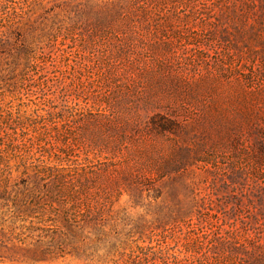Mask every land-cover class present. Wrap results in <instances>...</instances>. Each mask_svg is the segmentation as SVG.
Returning a JSON list of instances; mask_svg holds the SVG:
<instances>
[{
    "label": "rangeland",
    "instance_id": "rangeland-1",
    "mask_svg": "<svg viewBox=\"0 0 264 264\" xmlns=\"http://www.w3.org/2000/svg\"><path fill=\"white\" fill-rule=\"evenodd\" d=\"M262 127L264 0H0V264H197L264 222L232 161ZM60 176L107 202L66 222Z\"/></svg>",
    "mask_w": 264,
    "mask_h": 264
},
{
    "label": "trees",
    "instance_id": "trees-1",
    "mask_svg": "<svg viewBox=\"0 0 264 264\" xmlns=\"http://www.w3.org/2000/svg\"><path fill=\"white\" fill-rule=\"evenodd\" d=\"M48 114V118H49ZM46 118V119H48ZM50 122V118H49ZM64 123V121H61ZM152 126L157 130L160 128V132L167 129H172V125L164 122H157L152 121ZM250 139H246L247 141H252L253 144H251V147H248L244 150L238 149L240 142L237 140L234 145V151L235 155L232 158V161L235 165L242 160L245 165L248 166V171L251 170V173L253 175L254 180L257 182V179H264V127L258 128L254 133L250 134ZM44 146V145H43ZM43 146L41 148H43ZM180 161L182 163H186L191 158L190 151H182L179 155ZM248 162V164H246ZM26 170L28 169L26 165H24ZM234 166L232 169V178L231 183L234 181L237 182L240 178H246V172L245 170L242 172H239V170H236L238 168H235ZM39 172H34L35 178H38ZM249 174V173H248ZM60 178L54 186V189H56V196L51 194V191L48 189L49 199L51 201L57 202L63 206L66 207V215H65V221H69V212L74 211V214L77 216L78 213H84L86 211H89L91 208L96 206L99 203V200H104V198L99 197L95 192L93 193L91 191V187L89 184H87L85 181L81 180H75L73 182H69L67 185V181H65V178L63 176L58 177ZM29 185V184H28ZM147 184H144V182H139L136 184H133L131 190L134 192L142 193L145 191L148 186ZM155 184H150L148 189H151L154 191V194L156 193L158 196L159 190L153 186ZM48 185L46 184V188ZM261 189V186L259 187ZM52 189V188H51ZM24 191H26V195L22 198H16L13 202L14 206L20 205L23 208H19V213L24 215L26 218H38L39 216H42L43 213H41V210H44L43 204H41V200L43 198L40 197V194L36 191L35 188L31 189L28 188L27 185L24 188ZM7 192L6 189L1 192L0 199L1 200H7ZM60 198H57V197ZM261 196V205H264V194H260ZM47 205V204H46ZM52 206L51 204H49ZM64 208V207H63ZM263 208H260L259 211L262 213ZM35 215V216H34ZM23 216H18V218ZM24 220L23 218H21ZM90 222L91 220H84ZM189 225H193L191 220L189 221ZM264 222L263 224H260V227L256 230V232L251 233L250 229L245 230L244 233L239 235L235 231L232 233H235L236 235H233L228 240L225 236L222 235L221 232L212 231L210 235H206L203 238H211L210 246L207 247L206 252L203 253L202 260H197V264H229L230 258L234 255H232L230 258V252L228 249L232 248L234 244H239V248L234 249L235 255L237 258L236 264H264ZM230 245L227 249V245ZM234 248V247H233ZM227 249V251H226ZM201 250V249H200ZM195 255H200L199 251L194 252ZM229 258V260H228Z\"/></svg>",
    "mask_w": 264,
    "mask_h": 264
}]
</instances>
